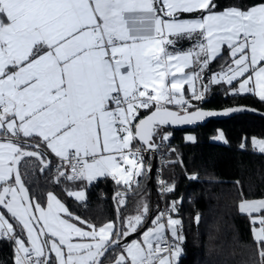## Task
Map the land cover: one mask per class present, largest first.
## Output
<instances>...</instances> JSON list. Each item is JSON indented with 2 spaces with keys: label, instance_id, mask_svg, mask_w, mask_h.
I'll return each mask as SVG.
<instances>
[{
  "label": "snow or ice",
  "instance_id": "obj_1",
  "mask_svg": "<svg viewBox=\"0 0 264 264\" xmlns=\"http://www.w3.org/2000/svg\"><path fill=\"white\" fill-rule=\"evenodd\" d=\"M217 8L215 0H0V208L13 221L0 212V239L14 244V264H101L99 258L136 233L149 211L144 203L127 217L125 229L114 231L112 222L97 227L70 213L51 192L43 206L22 182L18 165L24 158L35 157L43 171L50 164L43 147L59 159L57 183L91 184L110 176L131 190L145 171L143 151L157 147L153 137L160 126L241 110L189 111L210 84L224 83L232 95L251 93L264 102V0L247 10ZM181 13L201 17L180 19ZM193 37L197 43L188 51L167 47ZM224 46L227 68L203 83ZM252 144L264 153V140ZM160 184L162 195L174 191V185ZM66 192L85 200L83 190ZM124 203L121 198L119 206ZM238 207L252 218L264 264V215L252 217L264 211V199L242 200ZM164 217L157 215L140 240L124 245L126 255L115 264H177L185 239L177 229L181 221L169 215L166 225Z\"/></svg>",
  "mask_w": 264,
  "mask_h": 264
},
{
  "label": "trees",
  "instance_id": "obj_2",
  "mask_svg": "<svg viewBox=\"0 0 264 264\" xmlns=\"http://www.w3.org/2000/svg\"><path fill=\"white\" fill-rule=\"evenodd\" d=\"M215 2L218 5L216 11H220L233 6L248 9L262 0ZM199 15L201 13L182 16ZM196 43L195 37L191 40L182 39L175 48L169 46V51H187ZM226 53L209 64L211 72L218 67ZM191 103L196 108L189 111L197 108L218 110L243 105L264 112V102L257 97L252 94L234 96L230 94V87L224 84L212 87L207 99L191 100ZM168 107L176 109V106ZM146 114L145 110H141V117ZM219 131L225 136V144L211 140ZM165 133H170L166 141L162 139ZM190 133L196 136L193 143L187 142L185 138ZM253 138L264 139V119L252 115H238L224 121L209 120L194 130L160 128L156 132L154 141L164 142L168 160L164 178L168 185H174V191L167 196L166 202L170 210L172 202H177V210L172 212V218L181 221L180 234L185 238L177 264H261L260 249L254 240L251 218L240 213L238 207L242 200L264 199V153L251 146ZM143 161L144 174L135 178L139 184L134 183L131 190L121 183L117 184L110 176L91 184L84 181L73 183L63 178L57 183L55 166L58 161L53 157L52 165L43 171L36 158L24 159L21 163V175L31 198H35L43 206H46L47 195L51 192L70 213L97 227L112 222L114 231H118V224L113 197L120 191L130 192L132 194L128 197L118 196L116 200L120 209L121 226L125 229L127 217L138 214V208L142 209L146 203L149 211L138 227L141 230L150 217L152 220L148 226L152 223L163 204L160 194L156 189L152 190L149 184L146 165L152 161L147 157ZM66 189H84L85 200L78 201L69 197ZM121 198L125 200L123 206H119ZM0 209L11 221L6 210ZM197 216L200 217L199 222L196 221ZM71 222L84 230H91L79 221ZM173 241L176 242L174 239ZM121 254H125L124 247H117L105 254L101 264H115ZM14 258V244L7 239H0V264H14ZM52 258L54 259L53 254Z\"/></svg>",
  "mask_w": 264,
  "mask_h": 264
},
{
  "label": "water",
  "instance_id": "obj_3",
  "mask_svg": "<svg viewBox=\"0 0 264 264\" xmlns=\"http://www.w3.org/2000/svg\"><path fill=\"white\" fill-rule=\"evenodd\" d=\"M229 108H239L241 110L240 111H235V112H230L228 115H218V116H213V117H206L205 119H203L201 121H198V122H196L194 124H178V125H172V124H170V125H167V126H160L158 129L165 128V129H174V130H182V131L194 130L198 126L204 125L209 120L224 121V120L230 119V118L235 117V116H238V115H252V116H256V117H259V118L264 119V112L259 111V110L255 109V108H251V107H247V106H243V105L233 106V107H227V108L218 109V110H208V109H203V108H198V109H201V110H204V111H217V112H220V111H223V110L229 109ZM170 109L171 110H176V109H173V108H170ZM195 110H192V111H195ZM154 137H155V135H154ZM154 137H153V142L155 143ZM138 143H139V141H138ZM27 150H36V149H34V148H28ZM40 151H42L44 153V155L46 156V158L50 161V164L48 166V168H49L52 165V156H51L50 152L48 150L44 149L43 147L40 149ZM26 158H28V157H26ZM26 158H24V159H26ZM33 158H35V157H33ZM22 161H21V163H22ZM156 162H157L156 161V158L154 157L152 159V162L149 163L147 165V167H146L147 175L150 177L149 184H150L152 190L155 189V184H154V171H155ZM21 163H20V165H18V169L20 171V174H21ZM21 178H22V175H21ZM22 182L24 183L23 178H22ZM24 185H25V183H24ZM25 187L27 188L26 185H25ZM27 190H28V188H27ZM28 193H29V197L31 198V195H30L29 190H28ZM118 193L123 194L122 197H128L129 195L132 194L130 192H124V191H120ZM117 198H118L117 194L114 195L113 201L115 203L116 212H117V208H118V205L116 204ZM151 220H152V217H150L148 219L147 223L144 225V227L141 230H137L136 233H133L132 235L128 236L127 238H122L119 245H115L113 247H110L108 249V251H106L104 253V255L99 258L100 259V262H102L103 257L109 251H111V250H113V249H115L117 247H123L124 245L128 244L132 239L137 238L139 235H141V233L147 228V226L151 222ZM117 224H118V231H120L122 229V226H121V218H120V209H119V214L117 212Z\"/></svg>",
  "mask_w": 264,
  "mask_h": 264
},
{
  "label": "rangeland",
  "instance_id": "obj_4",
  "mask_svg": "<svg viewBox=\"0 0 264 264\" xmlns=\"http://www.w3.org/2000/svg\"><path fill=\"white\" fill-rule=\"evenodd\" d=\"M169 46H171V45H169ZM224 52H227L226 54H224V56L222 57V59H221V62H220V64L218 65V67H217V69L215 70V71H213V72H211V69L209 70L208 68H209V66H208V68L205 70V72L203 73V76H204V81H203V83H205V84H207L208 83V80H209V78L213 75V74H215V73H220L221 71H224L226 68H227V64H226V61H228V62H230V57H229V55H228V49H227V47H226V49H222V54L224 53ZM262 64H264V62H261ZM197 68H198V66H195V67H193V68H189V69H185V72L186 73H190V72H193V71H195V70H197ZM242 79V78H241ZM234 83H238V82H234ZM222 84H224V83H222ZM213 85H217V84H210L209 85V91L208 92H206L205 93V99H207L209 96H210V94H211V92H212V87H213ZM224 85H226V86H228V87H230L229 85H227V84H224ZM187 85H185V87H186ZM198 87H199V84H198ZM247 94V93H246ZM189 99V98H188ZM197 101V100H196ZM169 106H172V105H169ZM223 136V139L221 140L219 137L220 136ZM188 136H193L194 137V142L196 141V136L194 135V134H192V133H190V134H187L186 135V141L187 142H190V143H193V141H190V140H188L187 139V137ZM253 139H256V140H264V139H260V138H253ZM253 139H251V146L253 147V144H252V141H253ZM212 142H215V143H219V144H225L226 143V139H225V136H224V134L222 133V131H219L218 133H217V135H215L212 139ZM256 151H258L259 152V150L258 149H255ZM148 158V157H147ZM144 160V159H143ZM151 161H152V159H151ZM143 164H144V161H143ZM149 164V163H148ZM147 164V165H148ZM147 165H146V167H147ZM155 178V177H154ZM155 181V180H154ZM154 184H155V182H154ZM81 190H83L84 192H85V190L84 189H81ZM77 191V190H76ZM85 198H86V193H85ZM258 200H260V199H258ZM249 201H251V200H249ZM1 211V210H0ZM241 213V212H240ZM242 214H246V213H242ZM246 215H248V214H246ZM262 215H264V214H262V212L261 213H253L252 214V217H257V216H262ZM7 218V217H6ZM11 222V221H10ZM166 225H167V222L166 221H163ZM251 222H252V218H251ZM253 224V223H252ZM254 226V225H253ZM253 226H252V228H253ZM153 227V224L151 223L144 231H146V230H148L149 228H152ZM255 227H259V224H258V222L255 224ZM177 229H178V233L180 234V228H179V225L177 226ZM143 231V232H144ZM142 232V233H143ZM142 233H141V235H140V237H138V238H134V239H132L129 243H131L133 240H140L141 238H142ZM165 235L166 236H170V237H172L171 236V232L166 228V231H165ZM173 238V237H172ZM25 240H26V236H25ZM128 243V244H129ZM176 243V242H175Z\"/></svg>",
  "mask_w": 264,
  "mask_h": 264
},
{
  "label": "built area",
  "instance_id": "obj_5",
  "mask_svg": "<svg viewBox=\"0 0 264 264\" xmlns=\"http://www.w3.org/2000/svg\"><path fill=\"white\" fill-rule=\"evenodd\" d=\"M239 95V94H238ZM237 96V95H234ZM156 144V148L154 150L148 151V150H144L142 155H143V159L145 157H148L150 159H153L154 157L156 158V166H155V171H154V177H155V189L157 190V192L160 194V196L163 199V204L162 207L160 208L158 215L160 213H165V217L163 218V221L167 222V216H171L172 217V211L170 210V206L167 204L166 202V198L170 193H165V194H161V184L160 181L163 180L166 184V180L164 178V171L165 168L168 164V160H167V156H166V151H165V144L163 141H159ZM137 145H139L138 141H133V147L135 148ZM143 147V146H141ZM59 164V160L57 165L55 166V171H57V166ZM167 239L174 243L172 237L170 236H166Z\"/></svg>",
  "mask_w": 264,
  "mask_h": 264
},
{
  "label": "crops",
  "instance_id": "obj_6",
  "mask_svg": "<svg viewBox=\"0 0 264 264\" xmlns=\"http://www.w3.org/2000/svg\"><path fill=\"white\" fill-rule=\"evenodd\" d=\"M157 7H159V5H157ZM240 9V8H239ZM224 10V9H223ZM241 10H247V9H241ZM220 11H222V10H220ZM183 14H193V13H181V14H178V16H179V18L180 19H198V18H200L201 17V15H199V16H193V17H183L182 15ZM165 19H168L167 17H165ZM168 47V49H169V46H167ZM192 49V48H191ZM223 49H226V46H224L223 47ZM190 50V49H189ZM188 51V50H187ZM213 62V61H212ZM217 69V68H216ZM215 69V70H216ZM214 70V71H215ZM213 72V71H212ZM222 84V83H221ZM221 84H217V85H221ZM217 85H213V87H215V86H217ZM247 94H251V93H247ZM241 95H244V94H241ZM185 96H186V98H189L190 100H191V93H190V91H189V89H188V86H186L185 87ZM169 106V105H168ZM172 106H175V105H172ZM49 152H50V150H48ZM50 154H51V156L55 159V160H59L57 157H55L54 156V154H52L51 152H50ZM102 178H104V177H99V178H97L96 180H94L92 183H94V182H96V181H98L99 179H102ZM85 183H87V184H89L87 181H84ZM121 184L122 185H124L122 182H121ZM134 184V183H133ZM132 184V185H133ZM131 185V186H132ZM125 187H127L128 188V186H126V185H124ZM1 210V209H0ZM1 212V211H0ZM61 216H62V218H67V217H64V214L63 213H61ZM79 227V226H78ZM86 231H90V230H87L86 229ZM73 242H79V238H74V240H73ZM124 255H126V253L124 254ZM53 256H54V254H53Z\"/></svg>",
  "mask_w": 264,
  "mask_h": 264
}]
</instances>
